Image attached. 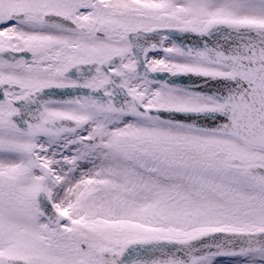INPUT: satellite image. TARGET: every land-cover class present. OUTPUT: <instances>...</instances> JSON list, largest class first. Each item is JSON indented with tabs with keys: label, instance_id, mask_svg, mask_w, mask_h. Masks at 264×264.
Returning <instances> with one entry per match:
<instances>
[{
	"label": "snow or ice",
	"instance_id": "obj_1",
	"mask_svg": "<svg viewBox=\"0 0 264 264\" xmlns=\"http://www.w3.org/2000/svg\"><path fill=\"white\" fill-rule=\"evenodd\" d=\"M0 264H264V0H0Z\"/></svg>",
	"mask_w": 264,
	"mask_h": 264
}]
</instances>
